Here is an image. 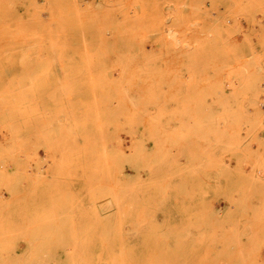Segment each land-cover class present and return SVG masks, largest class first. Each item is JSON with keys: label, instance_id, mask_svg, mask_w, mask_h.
<instances>
[{"label": "rangeland", "instance_id": "1", "mask_svg": "<svg viewBox=\"0 0 264 264\" xmlns=\"http://www.w3.org/2000/svg\"><path fill=\"white\" fill-rule=\"evenodd\" d=\"M0 264H264V0H0Z\"/></svg>", "mask_w": 264, "mask_h": 264}]
</instances>
